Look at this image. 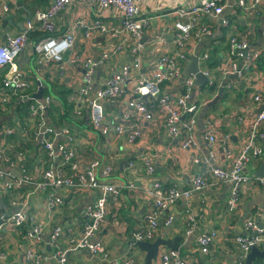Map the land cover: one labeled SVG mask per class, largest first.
<instances>
[{
	"label": "crops",
	"instance_id": "crops-1",
	"mask_svg": "<svg viewBox=\"0 0 264 264\" xmlns=\"http://www.w3.org/2000/svg\"><path fill=\"white\" fill-rule=\"evenodd\" d=\"M51 1L0 0V43L4 41L6 33H16L21 30L27 17L36 9L45 8ZM192 1L194 0H138L142 14L152 17L142 39L144 48L141 53V72L146 76L155 68L158 57L170 49L169 44L174 31L173 22L177 18L176 9L185 7ZM246 1L250 3L251 0ZM222 3L225 6L221 14L216 16L203 14L199 17V23L208 26L210 33L203 35L201 39L191 38L187 44L188 56L207 53V60L201 61L199 66L210 71L215 86L214 90H210L207 84L196 88L194 98L201 102V106L197 114L195 149L180 148L179 140L168 132L166 126L168 115L158 108L154 111L151 120L139 123L140 137L135 142L128 143L125 133L131 129L132 123L128 119L123 120L120 114L126 108L129 95L118 103L105 105V118L110 123L121 124L124 127V132L121 134L111 130L107 135H103L94 130L86 118V109L83 110L82 115L70 111L66 120L58 124L66 125L73 133L75 138L73 146L80 168L87 169L90 163L98 161L97 177L101 181L120 186L119 196L116 199H108L105 220L93 238L99 240L103 249L109 251L112 257L131 258L133 264H143L145 252L133 242L132 234L143 221L153 182L160 180L165 186L176 185L187 189L197 172L203 173L210 180L209 169L192 161L193 156H200L206 151L204 138L206 130L213 128L218 140L217 156L213 164L224 166L228 164V160L222 152L223 135L229 134L231 147L238 152L247 135L250 121L247 113L258 112L260 105H255L252 101V85L264 83V0L260 1L256 13H248L243 7L236 5V0H223ZM5 5H8V10H4ZM96 11L95 4L83 0L73 1L57 15L55 19L57 32L71 29L77 21L92 20ZM118 18V15L111 13L104 15V20L111 26L118 22ZM161 33L165 34L164 42L157 41ZM230 35L246 39L250 49L255 53L248 75L251 81L229 79L233 81L232 88H224L220 98L207 108L200 124L199 117L203 105L213 100L227 78H223L218 69L226 59L227 41ZM75 36L73 51L65 55V63L61 70L56 66H44L37 55V65L32 68L30 61L34 53L30 45L16 59V66L23 72L30 86L37 91L41 85L43 95H49L52 102L58 97L53 92V86L48 83L49 80L58 79V82L69 91L82 84V62L81 60L71 62L72 53L79 54L83 59L97 58L102 49L122 45V51L99 68L91 85L92 92L100 86V82H103L108 74L129 59V48L133 39L126 35L111 37L93 33L86 39L83 32L76 29ZM213 64L215 66L211 67ZM135 78L136 74L127 81L128 91L132 89ZM181 89L182 81L179 79L177 82L163 85L162 92L177 93ZM203 90L206 94L203 98H199ZM56 103L60 105L59 102ZM239 115L244 116L241 123L237 120ZM46 117L51 122L48 112ZM17 121L20 122L15 111L12 110L6 112L0 119V138L7 144V153L14 162L9 168L20 172L21 167H24L29 175L38 179L48 165L46 153L40 149L39 141H24L18 132L11 136H4L1 132L5 126L14 125ZM262 128L264 130V121ZM260 144L263 154L252 158L245 168L250 177L256 176V170L264 162V137ZM124 160L127 165H121V161ZM145 161L154 165L152 175L145 173ZM107 166H111V174L104 177L101 171ZM128 183H132L133 186L128 187ZM19 192L23 196L29 193L25 208L26 220L21 227L5 225L0 231V251L4 255L0 257V264H30L24 258L27 250L44 256L47 264H57L52 255L61 249H67L70 235L77 238L82 236L83 222L87 218L84 208L96 198L98 189L62 188L58 192L63 203L52 209L47 207L44 191L35 192L31 186L24 185ZM229 193L230 184L221 183L209 185L187 199L178 200L166 213L173 216V222L170 225L161 222L155 238L181 236L177 247L181 249L186 264H235L239 249L233 239L237 233L242 232L244 219L252 217L264 225V184H259L250 178L241 187L237 206L232 212L227 209ZM2 200L0 211L10 213L12 207L9 195L4 194ZM187 212L193 217L191 233L186 232ZM38 224L42 226L41 233L36 237H28L27 232ZM57 225L63 228V233L58 239V244L52 245L50 234ZM211 228L216 229L218 236L211 243L209 254H203L199 249L197 236ZM67 254L66 264H108L93 258L90 253H81L78 249L67 251ZM153 264H158V259Z\"/></svg>",
	"mask_w": 264,
	"mask_h": 264
},
{
	"label": "built area",
	"instance_id": "built-area-1",
	"mask_svg": "<svg viewBox=\"0 0 264 264\" xmlns=\"http://www.w3.org/2000/svg\"><path fill=\"white\" fill-rule=\"evenodd\" d=\"M73 1L75 0H52L45 8L36 9L25 19L21 30L16 33H6L4 41L0 43V71L7 67L0 86L1 106L11 104L18 93H20L18 97L31 100L29 115L24 118V123L17 121L14 125L5 126L1 132L4 136H11L18 132L24 141L38 140L40 149L45 151L48 160L47 167L38 179L29 175L24 167H21L20 176L17 177L7 170L14 165V162L7 153V144L0 138V208L4 194L9 195L12 207L10 213L0 211V231L5 225L21 227L25 222V208L29 193L23 196L19 192L24 185L31 186L35 192L44 191L49 209L63 203L58 192L62 188L98 189L96 198L87 203L84 208L87 218L83 222L82 236L77 238L70 235L67 249L57 251L52 257L57 264H66L67 251L86 247L93 258L108 264H133L131 258L112 257L109 251L103 249L99 240L93 239L105 220L108 199H116L119 196L120 186L101 181L97 177L98 161L90 163L87 169L80 168L73 146L75 139L73 133L66 125H55L47 120L46 113L52 102L51 97L49 95H43L41 98L33 96L36 89L30 86L23 72L18 69L16 59L30 45L32 52L39 57V61L44 66H56L61 70L65 63V55L73 51L75 46L76 29H80L86 39L90 38L93 33L111 37L118 35L130 37L133 42L129 48L128 61L120 64L115 71L108 74L93 92L91 85L99 68L121 52L122 45L102 49L97 58L85 57L83 59L77 53L71 54L70 61L81 60L83 66L82 84L67 94V100L72 104L74 113L82 115L83 110L86 109V118L94 130L103 135H107L111 130L121 134L124 132V127L121 124L110 123L105 118V105L118 103L129 95L126 108L120 114L123 120L128 119L132 123L126 136L128 143H133L140 137L139 123L151 120L154 111L158 108L168 115L166 119L168 132L179 140L180 148L195 149L197 147V114L201 102L194 98L197 90L194 75L183 76L182 89L177 93H163L162 87L165 84L177 82L182 77L184 65L189 60L187 53L189 40L191 38L201 39L203 35L210 33L208 26L199 23V17L203 14L212 16L221 14L225 5L222 3L223 0H194L185 7L176 9L177 18L173 22L174 31L169 44L170 49L158 57L155 68L146 76L141 72V53L144 48L142 39L145 30L150 26L152 17L142 14L138 0H83L96 5L97 11L94 18L90 21H77L71 29L57 32L55 24L57 15ZM260 1L251 0L249 3L246 0H236V5L243 7L248 13H256ZM4 10H8V5H5ZM106 13L118 15V22L111 26L104 20ZM34 31L47 35L31 43L29 36ZM157 41L164 42L165 34L161 33ZM207 58V53L203 52L198 56L199 64ZM254 58L255 53L250 49L246 39L230 35L227 41L226 59L218 72L223 78L236 74L238 79L250 82L251 78L248 75ZM200 70L208 77L206 84L212 86L214 81L210 71L202 67ZM134 74L136 78L133 87L128 91L126 83ZM37 80L40 82L39 78ZM232 86L233 81L230 80L225 84L226 89H231ZM252 101L255 105H264V83L252 85ZM247 115L250 118L247 135L238 152L232 149L229 134H224L222 137V152L228 160V164L224 166L213 164L217 156L218 140L213 128L206 130L204 137L206 151L200 156H193L192 161L209 169L210 180L203 173L197 172L193 175L187 189L176 185L165 187L160 180L153 182L143 221L132 234L133 242L153 240L161 222L164 225H170L173 222V216L166 213L178 200L187 199L193 193L202 191L209 185L230 184L227 209L232 212L237 206L241 187L250 178L259 184H264V176L250 177L245 171L247 163L252 158L263 154L260 141L264 137L262 128L264 108L256 113L249 111ZM243 118V115H239L238 122L241 123ZM144 165L145 173L152 175L154 165L149 161H145ZM101 174L108 177L111 174V166L104 167ZM132 186V183H128V187ZM186 221V232L191 233L193 217L189 212H187ZM242 229V232L237 233L233 239L239 249L235 264H244L251 246L264 247L263 224L248 217L244 219ZM41 231L42 226L38 224L29 230L27 235L31 238L36 237ZM62 233L63 228L60 225L52 229L50 234L52 245L58 244ZM217 236L218 233L214 228L198 234L197 243L201 253L209 254V247ZM3 256L0 251V257ZM24 258L30 264H47L44 256L32 250H27ZM157 259L158 264H186L179 247L162 246Z\"/></svg>",
	"mask_w": 264,
	"mask_h": 264
},
{
	"label": "water",
	"instance_id": "water-1",
	"mask_svg": "<svg viewBox=\"0 0 264 264\" xmlns=\"http://www.w3.org/2000/svg\"><path fill=\"white\" fill-rule=\"evenodd\" d=\"M188 74L194 75L196 87L203 86L207 83L208 77L205 76L202 73V71L200 70L198 55H190L189 56V60L186 62L185 66L182 70V77L180 78L181 81L183 80V76L188 75ZM229 79H238V77L236 74H231L230 76H228L223 81L221 86L219 87L218 94L215 95L213 100L210 101L209 103H206L205 105H203L201 112H200V117H199V123L200 124H202L203 114L205 113V111L207 110V108L210 105L214 104L220 98V96H221V94L225 88L226 81ZM33 96L36 98H41L43 96V88L41 85H39L38 90L33 94ZM19 101L26 102V101H28V98L18 97L13 103V108L17 105V103ZM263 108H264V105H261L258 109V112L260 110H262ZM12 111H13V109H12ZM126 136H127V133H125V137ZM123 164L127 165V162L125 160L121 161V165H123ZM7 170L11 174H13L17 177L20 176V172L17 171L16 169L8 168ZM255 175H256V177H263L264 176V162L258 167V169L255 172ZM179 240H181V236H174L172 238H165V237L158 236L151 241H136L135 244L145 252L143 264H153L156 261V259L158 257L159 250L162 246H165L167 248H175V247H177V243ZM78 251L81 253H84V254L89 253V250L86 247L78 249ZM256 259H264V247L258 248L256 246H251L249 252L246 254L244 264H254V261Z\"/></svg>",
	"mask_w": 264,
	"mask_h": 264
},
{
	"label": "trees",
	"instance_id": "trees-1",
	"mask_svg": "<svg viewBox=\"0 0 264 264\" xmlns=\"http://www.w3.org/2000/svg\"><path fill=\"white\" fill-rule=\"evenodd\" d=\"M47 35L46 33H42L39 31H34L30 33L29 36V42L33 43L36 42L39 38ZM215 66L214 64L211 65V67ZM7 67L3 68L0 71V86H1V81L3 79L4 74L6 73ZM49 84H51L54 88L53 92L56 93L55 95L58 97L55 99V102L50 103L47 112L49 115V118L51 119V122L54 124L58 125L63 123L66 119V117L69 115L70 111L72 112L73 106L72 104L67 100V94L70 92L67 88L63 86L62 83L58 82V79L55 80H49ZM210 90H214L215 86H209ZM32 90V89H31ZM48 90V89H47ZM46 91V88H45ZM47 93V92H45ZM20 95L18 93L15 98H17ZM14 98V99H15ZM12 100L11 104H7L5 107L1 106L0 104V118L4 116L6 112H9L10 110L13 109V112L15 111V115L19 118L21 123H24V118L28 117L29 115V106L31 103V100H28L26 102L20 101L17 103V105L13 108V103L15 100ZM56 102H59L60 105H57ZM165 186V185H164ZM166 187V186H165Z\"/></svg>",
	"mask_w": 264,
	"mask_h": 264
},
{
	"label": "rangeland",
	"instance_id": "rangeland-1",
	"mask_svg": "<svg viewBox=\"0 0 264 264\" xmlns=\"http://www.w3.org/2000/svg\"><path fill=\"white\" fill-rule=\"evenodd\" d=\"M36 57H37L36 54L35 55L33 54L32 58H31V61L30 62H31L32 68L37 65V58ZM202 92L199 94V98H203L204 97V94H206V91L205 90H203ZM105 112H106V110H105ZM260 263H263L264 264V259H256L254 261V264H260Z\"/></svg>",
	"mask_w": 264,
	"mask_h": 264
},
{
	"label": "clouds",
	"instance_id": "clouds-1",
	"mask_svg": "<svg viewBox=\"0 0 264 264\" xmlns=\"http://www.w3.org/2000/svg\"><path fill=\"white\" fill-rule=\"evenodd\" d=\"M155 239V238H154Z\"/></svg>",
	"mask_w": 264,
	"mask_h": 264
}]
</instances>
